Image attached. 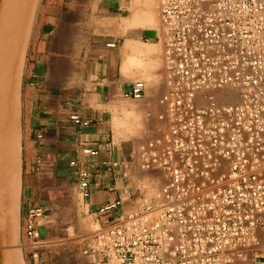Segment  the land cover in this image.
<instances>
[{
  "label": "built area",
  "instance_id": "2783aa9c",
  "mask_svg": "<svg viewBox=\"0 0 264 264\" xmlns=\"http://www.w3.org/2000/svg\"><path fill=\"white\" fill-rule=\"evenodd\" d=\"M160 32L166 90L159 120L167 129L141 146L137 159L164 185L134 212L97 223L84 254L94 264H264V0H160ZM145 93L139 81L125 97L139 101ZM77 176L89 197L92 172ZM47 222L45 209L26 208L28 264H40L50 244L42 234Z\"/></svg>",
  "mask_w": 264,
  "mask_h": 264
},
{
  "label": "crops",
  "instance_id": "0c3cea01",
  "mask_svg": "<svg viewBox=\"0 0 264 264\" xmlns=\"http://www.w3.org/2000/svg\"><path fill=\"white\" fill-rule=\"evenodd\" d=\"M147 4L157 15L154 3ZM40 7L35 57L23 87L22 217L28 206L47 211L43 238L56 242L41 249L40 264H94L84 254L93 227L134 212L155 190L135 149L138 140L162 129L157 116L163 109L153 89L159 75L139 52L148 36L162 44L161 32L134 25L138 12L126 16L127 0H42ZM110 43L117 47L108 48ZM139 81L146 83L141 111L132 110L125 97ZM72 115L89 125L75 124ZM73 160L76 169L70 167ZM79 169L92 172L89 197L80 187ZM117 202L119 211L99 213Z\"/></svg>",
  "mask_w": 264,
  "mask_h": 264
},
{
  "label": "water",
  "instance_id": "95a60500",
  "mask_svg": "<svg viewBox=\"0 0 264 264\" xmlns=\"http://www.w3.org/2000/svg\"><path fill=\"white\" fill-rule=\"evenodd\" d=\"M42 0H0V264H28L22 244L23 87ZM3 44L7 61L3 62Z\"/></svg>",
  "mask_w": 264,
  "mask_h": 264
},
{
  "label": "rangeland",
  "instance_id": "374dc122",
  "mask_svg": "<svg viewBox=\"0 0 264 264\" xmlns=\"http://www.w3.org/2000/svg\"><path fill=\"white\" fill-rule=\"evenodd\" d=\"M48 2V4H51V0H46ZM128 5H129V11L126 12V16L130 17L132 16L135 12H150V7L147 4L146 0H127ZM43 7V6H42ZM40 7L39 9V13L37 18L41 16L42 12H43V8ZM155 11L157 12V23L154 25H147V26H137V27H142L145 28L146 30H149V28L151 30H154V32L158 33L160 30V0H157V5L155 4ZM151 13V12H150ZM153 37L155 35H152ZM149 40V41H147ZM139 52L143 55L145 54L146 61L148 62L147 66L149 65V63H152V68L153 70L158 73V77L160 79V81L156 84H153V89H154V93L155 94H159V98H158V102L160 101V98L162 97V95L165 92V87H164V75H163V68H164V62H163V47L161 43H158L157 40H150V36L146 37L143 42L141 43V47L139 48ZM132 100V99H131ZM132 110L137 109L138 111L144 110L145 104H146V98L139 100V101H135L132 100ZM163 111V110H162ZM162 112H160L157 116L158 121H160V123L162 124V129L160 131V133H158V135L155 136H146L145 140H138L136 143V149H135V153L137 154L139 148L141 146H143L144 144H146L149 140L157 138L159 136H161L167 129L166 124L164 122H162L161 120H159V115ZM144 119L145 120H149L151 119V117H148L147 114L144 115ZM138 134H140V132L133 134V136H138ZM139 138V137H138ZM137 163L139 164V161L137 160ZM140 168V167H139ZM141 170V169H140ZM142 171V170H141ZM144 172V171H143ZM152 175V179L154 180V184L152 183L150 189L153 188V192L151 190V193H149L147 196V198H154L158 195V193L160 192V190H158L159 186L164 185L165 180L162 178L161 174L159 172H146ZM62 240H58V242H60ZM56 241H49L48 243H50L49 245L55 244Z\"/></svg>",
  "mask_w": 264,
  "mask_h": 264
},
{
  "label": "bare ground",
  "instance_id": "6f19581e",
  "mask_svg": "<svg viewBox=\"0 0 264 264\" xmlns=\"http://www.w3.org/2000/svg\"><path fill=\"white\" fill-rule=\"evenodd\" d=\"M147 3L153 5L157 4V0H147ZM152 10V9H151ZM150 10V12H151ZM150 12H142L139 14V12L137 13V15L135 16V22L134 25L136 26H147V25H154L157 23V15H155L154 13H150ZM2 54H3V62H4V66L6 65V61H7V47L3 44V49H2Z\"/></svg>",
  "mask_w": 264,
  "mask_h": 264
}]
</instances>
